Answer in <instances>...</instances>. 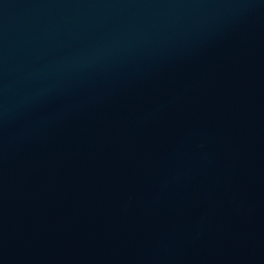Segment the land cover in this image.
Segmentation results:
<instances>
[{"label":"water","instance_id":"water-1","mask_svg":"<svg viewBox=\"0 0 264 264\" xmlns=\"http://www.w3.org/2000/svg\"><path fill=\"white\" fill-rule=\"evenodd\" d=\"M0 264H264V0H0Z\"/></svg>","mask_w":264,"mask_h":264}]
</instances>
